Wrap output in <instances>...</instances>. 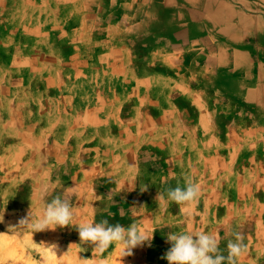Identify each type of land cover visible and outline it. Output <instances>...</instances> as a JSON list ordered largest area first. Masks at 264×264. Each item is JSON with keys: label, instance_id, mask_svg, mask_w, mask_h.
<instances>
[{"label": "rangeland", "instance_id": "1", "mask_svg": "<svg viewBox=\"0 0 264 264\" xmlns=\"http://www.w3.org/2000/svg\"><path fill=\"white\" fill-rule=\"evenodd\" d=\"M72 1L30 0L23 11L30 25L0 26L2 264H81L78 256L97 264L75 226L7 235L9 223L30 210L41 214L58 193L71 200L73 225L107 219L154 230L151 246L133 249L125 264H168L161 259L171 247L167 234L200 231L219 236L225 255L232 233H243L248 251L238 264H264V107L227 92L234 76L251 83L260 77L233 47L232 40H251L249 29L215 32L206 18L200 40H177L176 48L128 40L133 56L126 79L103 68L110 63L107 32L120 26L129 32L155 5L188 20L181 0L148 7L151 0H85L81 14L97 7L91 14L100 31L90 51L70 36L84 24ZM5 8L8 19L19 9ZM15 31V41L5 38ZM189 179L201 187L197 201L179 206L156 199ZM53 243L55 261L45 247ZM78 245L88 250L79 252ZM115 247L94 255L103 260Z\"/></svg>", "mask_w": 264, "mask_h": 264}, {"label": "clouds", "instance_id": "2", "mask_svg": "<svg viewBox=\"0 0 264 264\" xmlns=\"http://www.w3.org/2000/svg\"><path fill=\"white\" fill-rule=\"evenodd\" d=\"M141 191H147L144 186ZM201 187L192 180H187L185 186L179 184L176 187H168L163 193L158 192L156 199L167 200L177 205H188L199 199ZM75 214L69 198H65L62 193L54 195L50 202H46L41 214L34 216L31 210L27 215L21 217L15 224H8V232L12 237L24 235V231L38 233L47 230L55 231L57 228L75 226L79 235L80 244L92 246V254L102 255L113 245H117L121 250L120 264H123V257L132 256L133 249L142 247L146 243L150 247L153 240L154 230L148 231L138 223L133 222L125 227L120 223L110 224L107 219L99 222H86L73 225ZM0 223H4V209H0ZM5 233H0V248L5 245L3 238ZM233 239L228 240L226 245L227 254L221 250L220 237L204 231L200 232H169L166 242L171 245L167 252L161 257L166 259L168 264H238V260L247 251L248 247L244 243V234L233 232ZM79 252L87 251L80 245ZM50 254L49 258L55 261L58 244L45 246ZM68 253V252H67ZM66 254L60 258L65 257ZM81 264H87L89 259H80ZM2 264V261H0Z\"/></svg>", "mask_w": 264, "mask_h": 264}, {"label": "crops", "instance_id": "3", "mask_svg": "<svg viewBox=\"0 0 264 264\" xmlns=\"http://www.w3.org/2000/svg\"><path fill=\"white\" fill-rule=\"evenodd\" d=\"M70 1V0H66ZM72 1V0H71ZM77 2L76 6L73 7V9H76L78 13H80L83 28H81V32H78V27L73 29L70 33V36L72 37V40L74 43H79L84 41L87 43V49L90 51L91 47H94L96 45V39L97 34L96 32H100L96 29V19L94 17L95 13L91 14V12H95L97 7L89 6V10L87 12L83 11L84 7L86 6L85 0H75ZM207 0L201 1H189V0H181L178 3L179 6L175 1H161V0H151L150 4H147L148 6L155 5L154 3H164V5L167 6H178V7H184L186 8V12L188 14V20H183V17H181L180 12H170V11H163L158 10L155 7L154 9L150 10L147 16H149V19L147 21H144V23H140L139 25H131V30L129 32H123L122 27L120 26V30L118 32H107L106 34V44H109L108 50L104 52V56L110 57L109 61L110 63L107 65H103V68L105 70L111 71V73H118L117 76L124 77L128 79V74L130 73V66L132 64L131 57L133 56L132 52L129 49L128 40H136L141 43H155L157 45H160L162 47H172L176 48L175 41H185L190 39V43H192L193 40H200L201 30L204 32L205 26L204 21L206 20V5ZM73 2V1H72ZM29 4H31L30 0H0V26L8 23L12 24L15 23L19 25L20 27L25 28L24 23L28 24V20H31L29 17H24L23 11L24 8L27 7ZM144 4V3H143ZM253 5H258V2L256 0H248L245 4L241 5L244 8L252 7ZM6 6L11 7V11H16L18 9V14H14L11 18L8 19L4 15L6 12ZM95 6V5H94ZM195 6H199V8L204 6V9L196 11ZM26 12V11H24ZM93 16V17H92ZM13 18V19H12ZM125 24H122V26ZM130 29V26H129ZM20 38L23 36L24 31H21ZM28 32V30H27ZM199 32V33H198ZM14 36H6L5 38H8L10 40L15 41V38L17 36V31H15ZM185 43V42H183ZM183 45V44H179ZM178 46V45H177ZM166 58V57H165ZM114 62V63H112ZM41 72L48 71V66L42 68L40 66ZM172 70V69H171ZM56 71L63 72L62 68H57ZM115 75H113L114 78ZM170 79H167L166 81H169ZM111 118H113L111 116ZM120 257H121V250L117 246L113 249V252H111L108 256L103 257V260H97L96 255L93 254V261L97 264H120ZM123 264L127 261V256L122 258Z\"/></svg>", "mask_w": 264, "mask_h": 264}, {"label": "bare ground", "instance_id": "4", "mask_svg": "<svg viewBox=\"0 0 264 264\" xmlns=\"http://www.w3.org/2000/svg\"><path fill=\"white\" fill-rule=\"evenodd\" d=\"M247 1L248 0H208L206 8L210 7L214 10L206 11V17L207 23L212 26L215 32L220 30H231L233 34L236 31L235 27L249 29V34L252 36L251 40H232L233 47L238 46L241 48L236 49L240 55L243 53L247 54V60H249L251 64H256L251 67H257L259 69L260 77L255 78L257 82L251 83L248 82L251 78L248 80L242 75L234 76L233 79H230V89L227 90V92L239 99H250L253 103L264 107V0H256L258 2L256 6L253 5L247 8L242 7L241 5L245 4ZM210 4L211 6H209ZM243 8L247 11L252 10V12L259 14H245L239 10ZM211 15H216V17L220 16L222 20L227 16L231 19L230 24H221V22L212 18ZM256 24L259 25L255 27ZM223 49L225 51L233 50L229 47H224ZM250 49L256 52L252 53ZM226 69H228L227 66Z\"/></svg>", "mask_w": 264, "mask_h": 264}]
</instances>
